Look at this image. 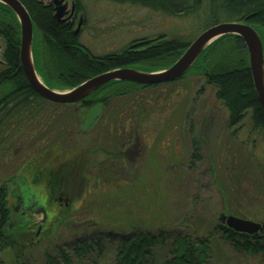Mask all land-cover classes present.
Returning a JSON list of instances; mask_svg holds the SVG:
<instances>
[{
    "label": "rangeland",
    "instance_id": "rangeland-1",
    "mask_svg": "<svg viewBox=\"0 0 264 264\" xmlns=\"http://www.w3.org/2000/svg\"><path fill=\"white\" fill-rule=\"evenodd\" d=\"M39 2L47 7L51 0ZM66 2L69 11L71 5L68 0L63 4ZM83 9L85 23L77 35L81 44L98 56L118 52L127 42L143 37L165 35L191 43L205 25L203 17L171 18L148 9L103 1H86ZM52 10L54 14V7ZM69 16L68 12L63 18L67 20ZM253 28L262 33L260 27ZM0 47L4 49L1 36ZM229 49L222 51L229 53ZM2 53L3 50L0 69ZM64 112L70 116L74 108H65ZM80 115L82 124L76 125L74 138L66 148L56 150L53 162L48 161L44 169L26 174L25 166L19 169L10 163L0 168V187L6 188L5 204L9 210L6 229L15 226L9 235L22 241L35 237L38 228L28 229L42 216L32 217L28 212L22 216V210L29 206L44 208L49 220L54 214L60 221L66 215L73 221L67 224V233L59 236L57 233L62 232L57 226L52 234L47 231L51 238L28 248L24 256L29 264H44V248L56 257L58 250L63 249L72 264H118L121 245L116 236L111 238L112 230L118 231L117 236L139 232L164 235V244L151 250L146 264H163L171 257L174 239L185 235L208 241L210 256L206 264H264L261 255L236 251L215 228L221 215L256 223L264 220V134L251 125L249 113L238 126L229 127L227 112L216 100L214 87L207 85L201 75H191L181 82L115 97L107 105L94 104L81 110ZM124 122L138 130L137 154L134 161L126 164L115 162L114 158L117 149L113 131ZM193 143L200 160L189 163ZM26 151L22 149L24 154ZM247 160L252 163L250 167ZM232 162L246 165L244 171L251 175L238 171L235 174L239 180L233 181L235 174L223 170ZM253 168L263 170L259 183L252 175ZM16 176L15 183H9ZM117 179L121 180L115 182ZM245 179L247 188L243 185ZM219 189L224 193L225 210ZM241 193L243 199L236 203H242L243 211L233 200ZM92 215L94 221L90 222ZM78 222H83L81 227L76 225ZM84 229H88L86 239ZM92 235L101 238L102 251L89 248L78 257L74 251L77 243L87 240L88 245L92 244ZM87 236H92L89 241ZM11 253L1 252L0 261L14 264Z\"/></svg>",
    "mask_w": 264,
    "mask_h": 264
},
{
    "label": "trees",
    "instance_id": "trees-1",
    "mask_svg": "<svg viewBox=\"0 0 264 264\" xmlns=\"http://www.w3.org/2000/svg\"><path fill=\"white\" fill-rule=\"evenodd\" d=\"M19 1L27 10L33 24L35 68L43 82L51 89L59 91L73 89L95 76L118 68L142 69L141 71L147 72L166 69L180 58L190 44L180 37L168 38V36L159 35L127 42L118 52L100 56L94 55L81 44L78 35L73 34L75 25L73 26L69 22H59L54 17L52 6L46 7L39 0ZM68 1L74 6L73 15L82 17V25L85 23L83 4L86 1L130 5L171 18L203 17L202 21L205 25L202 32L221 23H246L252 27L261 28L262 33H258L264 52V0ZM0 36L4 41L3 65L0 69V91H2L0 95V168L6 167V164L10 163L17 165L19 169L25 166L24 172L26 174L36 171L38 168L44 169L49 162H53L56 150L64 146L66 148V144H69L74 138L73 135L78 131L76 125L81 127V110H88L94 104L99 103L107 105L115 97H124L126 94L163 86L113 82L102 87L80 104H53L37 95L28 84L19 62L20 29L18 22L12 12L1 4ZM226 48H230L229 53L222 51ZM191 75L196 77L201 75L207 85L214 87L216 100L223 105L227 112V125L229 127L238 126L249 113L251 125L264 134V110L259 104L253 88L248 55L241 39L236 36L218 39L200 55L192 69L184 77L169 84L181 82ZM69 107L74 108V112L70 116H66L64 109ZM132 110L134 111V109ZM79 130L81 129L79 128ZM194 147L195 143H193ZM22 149L24 151L27 149L28 154L26 152L24 154ZM193 152L189 163H196L197 160H200L197 156L196 147ZM18 161H21V164ZM247 162L244 161L243 163H247L250 167L251 161L247 160ZM192 165L189 164V166ZM219 165L218 167L223 168L221 164ZM246 168V165L238 166L232 162L227 169L223 168V170L233 172L230 174L233 176V174L244 171ZM262 171L260 168L252 169V175L256 177V180L258 179V183L261 182L259 179ZM244 172L245 174H242L246 176L247 174L251 175L247 170ZM15 178L17 176L9 179V183L14 184ZM119 180L121 179H117L115 182ZM232 180L238 181L239 176L235 174ZM130 181L127 180V182ZM243 185L247 188V179ZM5 189L4 186L0 187V253L8 250L12 252L14 264H29L24 256V252L28 248L33 247L34 243L37 245V242L46 240V237L51 238V234L57 226L62 232V234H57L62 236L67 233V224H71L73 221L67 215L71 222L67 220L66 216L60 221L54 214L53 219L56 218L49 220L50 217L47 214L46 223L43 225L39 236L35 235L27 241H22L18 237L15 238L12 234L9 235L15 226L12 229H6L9 210L6 209L5 204ZM219 192H221L223 199V191L219 189ZM242 194L244 193L234 196L233 199L235 206H239L240 211H243L242 208L244 207H240L242 203L239 200L237 203L236 201L242 198ZM223 201L225 210L226 200L223 199ZM93 214L95 215V213ZM93 218L92 215V219L89 218V221H94ZM260 223H264V220ZM82 224L83 222L76 223L79 227ZM89 228L91 229V227ZM215 228L220 233L221 238L233 246L236 251L264 257V233L248 237L235 234L220 224ZM49 230H51V234L47 233ZM84 231L83 237L86 239L88 229H84ZM112 231L111 238L116 236L121 245L118 249V264H146V259L151 254V250L157 245L164 244L165 237L162 234L153 236L139 232L138 234L117 236L118 234L115 232L118 231ZM92 236V244L88 245L87 240L79 242L80 244L77 243L79 246L76 245L74 251L78 257L89 251V248L102 251L101 238ZM89 237L87 236V239ZM58 254V257L53 256L48 252V248H44L42 251L44 264H72L71 258L63 249H59ZM170 256L163 264H206L210 256V246L206 239L196 238L192 240L188 235L177 236L170 245ZM0 264L3 263L0 261Z\"/></svg>",
    "mask_w": 264,
    "mask_h": 264
},
{
    "label": "water",
    "instance_id": "water-1",
    "mask_svg": "<svg viewBox=\"0 0 264 264\" xmlns=\"http://www.w3.org/2000/svg\"><path fill=\"white\" fill-rule=\"evenodd\" d=\"M65 0H51L48 6H54V17L59 22H66L63 17L73 15L74 6L68 11ZM0 4L8 8L15 16L19 29V62L22 72L33 91L44 100L58 105H76L85 101L102 87L113 83H131L143 86H157L173 83L184 77L194 66L200 55L215 41L226 36H236L243 42L247 55L249 71L253 88L259 104L264 110V52L259 33L249 24L241 22H227L215 25L199 34L185 49L180 58L166 69L152 72L141 71L134 68H118L95 76L77 87L69 90H55L49 88L39 78L35 68L33 56L34 30L31 18L19 0H0ZM82 17L79 20L75 35L79 32ZM3 50V48H2ZM1 47L0 51L2 52ZM1 63V62H0ZM42 221L46 220V213L39 207ZM219 221L235 234L248 237L255 236L264 231V224L240 219L235 216L222 215Z\"/></svg>",
    "mask_w": 264,
    "mask_h": 264
},
{
    "label": "flooded vegetation",
    "instance_id": "flooded-vegetation-1",
    "mask_svg": "<svg viewBox=\"0 0 264 264\" xmlns=\"http://www.w3.org/2000/svg\"><path fill=\"white\" fill-rule=\"evenodd\" d=\"M66 4H67V2H66ZM52 7H54V6H52ZM69 18L70 19H67L66 22H69L70 24H72L74 26L76 24L75 22H77V20H78L77 24L79 23V20L81 17L70 15ZM63 20H65V19L63 18ZM77 24H76V27H77ZM82 24H83V20H82ZM74 33H75V31L73 32V34ZM164 85H167V84H164ZM113 132H114L113 137L116 138L115 148L117 149L116 154L114 156V158L116 160L115 162H121V163L126 164V163H129L131 161H134V159H135L134 155L137 154L136 150L138 148V146L135 145V144H137V141H138V135L136 134L138 132L137 128H132L131 126L127 125V123H123L119 126H116L115 131H113ZM19 203L22 204L23 201L21 199H19ZM19 208L21 209L22 206L19 205ZM19 208H17L15 210V212H18ZM23 209H24V207H23ZM22 211L24 212V213H21L22 216H25L26 212H28L31 214L32 217H34L33 214H39V207L29 206L28 208H26L25 210H22ZM44 211H45V209H44ZM45 213H46V211H45ZM7 217L9 218V216H7ZM46 220H47V213H46ZM46 220L44 222H41L42 219L40 221L34 220L32 222V225L30 226L29 230L32 231L33 228L37 227L38 229H37L36 235L39 236L41 231H42L43 225L46 223ZM7 221H8V219H7ZM220 225H222V224H220ZM222 226H224V225H222ZM262 233H264V231Z\"/></svg>",
    "mask_w": 264,
    "mask_h": 264
}]
</instances>
